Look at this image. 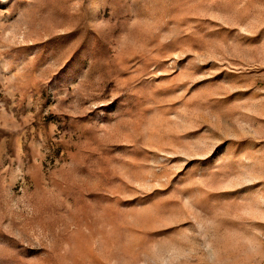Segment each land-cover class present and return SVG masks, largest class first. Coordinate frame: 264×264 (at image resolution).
<instances>
[{
    "label": "rangeland",
    "instance_id": "obj_1",
    "mask_svg": "<svg viewBox=\"0 0 264 264\" xmlns=\"http://www.w3.org/2000/svg\"><path fill=\"white\" fill-rule=\"evenodd\" d=\"M0 264H264V0H0Z\"/></svg>",
    "mask_w": 264,
    "mask_h": 264
}]
</instances>
